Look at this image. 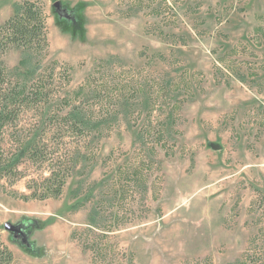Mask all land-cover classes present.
I'll list each match as a JSON object with an SVG mask.
<instances>
[{"label": "rangeland", "instance_id": "rangeland-1", "mask_svg": "<svg viewBox=\"0 0 264 264\" xmlns=\"http://www.w3.org/2000/svg\"><path fill=\"white\" fill-rule=\"evenodd\" d=\"M26 1L46 45L0 51V163L41 157L0 169L11 264H264V0H0V23Z\"/></svg>", "mask_w": 264, "mask_h": 264}, {"label": "trees", "instance_id": "trees-1", "mask_svg": "<svg viewBox=\"0 0 264 264\" xmlns=\"http://www.w3.org/2000/svg\"><path fill=\"white\" fill-rule=\"evenodd\" d=\"M44 45H46L45 17L35 2L26 1L19 11L4 23H0L1 52L9 47L23 50H40ZM1 65L0 63V133L6 125H11L15 117L9 105L18 104L22 96V92L19 91V86L12 89H8L5 86V70ZM36 97H38V94L35 95ZM39 149L40 145L37 140L27 142L25 146L23 144L19 151L13 155L12 159L8 160V162L0 163V169H16L19 164V160H17V154L19 152L24 153L26 156L31 155V158L33 156L40 158L41 151ZM58 172L55 167H52L50 175L44 178L47 190L52 192L53 196L60 195L65 184L64 177L62 175L60 176ZM49 192L48 194L44 192L45 197L50 195ZM12 261V252L0 244V264H11Z\"/></svg>", "mask_w": 264, "mask_h": 264}, {"label": "water", "instance_id": "water-1", "mask_svg": "<svg viewBox=\"0 0 264 264\" xmlns=\"http://www.w3.org/2000/svg\"><path fill=\"white\" fill-rule=\"evenodd\" d=\"M55 7L57 8V9H59L60 8V4H59V2H57L56 4H55ZM212 148L213 149H215V150H219V149H221V145L220 144H218V143H214L213 145H212ZM5 227L9 230V231H11V232H13V233H15V234H18V232H20V230H21V227H20V225L19 224H11V223H6L5 224Z\"/></svg>", "mask_w": 264, "mask_h": 264}]
</instances>
